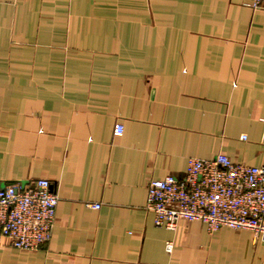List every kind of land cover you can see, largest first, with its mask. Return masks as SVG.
<instances>
[{
  "label": "crops",
  "instance_id": "crops-1",
  "mask_svg": "<svg viewBox=\"0 0 264 264\" xmlns=\"http://www.w3.org/2000/svg\"><path fill=\"white\" fill-rule=\"evenodd\" d=\"M244 1L0 0V188L58 197L50 240L0 264H264L250 231L145 209L190 158L264 165V8Z\"/></svg>",
  "mask_w": 264,
  "mask_h": 264
},
{
  "label": "built area",
  "instance_id": "built-area-1",
  "mask_svg": "<svg viewBox=\"0 0 264 264\" xmlns=\"http://www.w3.org/2000/svg\"><path fill=\"white\" fill-rule=\"evenodd\" d=\"M243 5L257 11L264 8V0H245ZM123 132L122 124H114V136ZM57 204L47 179L0 188V247L35 251L46 244ZM89 207L99 209L98 204ZM145 209L157 228L174 231L180 222L200 223L208 233L223 227L247 230L264 243V165L234 162L223 154L190 158L182 177L167 175L148 182ZM165 251L172 252L171 243H166Z\"/></svg>",
  "mask_w": 264,
  "mask_h": 264
}]
</instances>
